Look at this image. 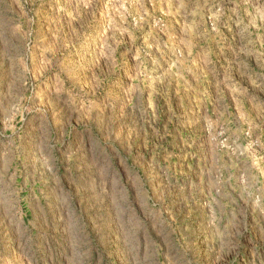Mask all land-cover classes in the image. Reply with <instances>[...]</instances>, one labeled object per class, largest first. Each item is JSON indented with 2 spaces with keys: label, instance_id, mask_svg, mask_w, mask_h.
<instances>
[{
  "label": "rangeland",
  "instance_id": "rangeland-1",
  "mask_svg": "<svg viewBox=\"0 0 264 264\" xmlns=\"http://www.w3.org/2000/svg\"><path fill=\"white\" fill-rule=\"evenodd\" d=\"M0 264H264V0H0Z\"/></svg>",
  "mask_w": 264,
  "mask_h": 264
}]
</instances>
